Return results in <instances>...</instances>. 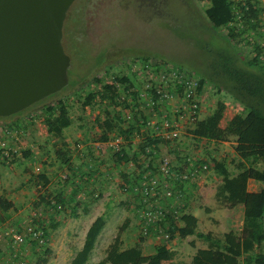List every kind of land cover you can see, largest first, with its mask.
<instances>
[{
	"label": "rangeland",
	"instance_id": "1",
	"mask_svg": "<svg viewBox=\"0 0 264 264\" xmlns=\"http://www.w3.org/2000/svg\"><path fill=\"white\" fill-rule=\"evenodd\" d=\"M80 0H75L66 13V20L72 18L76 10L83 5L81 0L80 6L76 7ZM87 5H84V32L81 43V54L78 56L75 52L67 50L66 55L70 59V65L67 69V86L59 93L51 95L39 102V105L28 107L24 111L10 116L8 118H0V140L2 138V131L5 129L16 131L18 141H15V146L18 150L12 151L9 149L10 159L6 161L0 160V173L7 176H12V188L9 189L10 195L18 196L17 182L19 175H24L27 179V186L25 194H23L24 203L19 205L14 201L13 207L6 213L0 212V233L10 231H20L25 224L34 222L41 225L47 235H55L53 247L60 248L63 241L60 235L52 234L54 228L48 218H45L46 211H53L62 213L67 208L64 203H61L60 209H55L47 205L49 199H52L51 186H47V173L50 168H55L56 171L62 170L60 163L70 152L75 149H68L60 144V141L49 137L46 134L43 125L42 105L50 106L57 101L65 102L69 117L72 121L77 122L78 125L82 122L84 128L89 132L92 138H96L97 130L95 127L94 118L97 117L96 111L104 108L114 120L124 123L120 116L114 114V107L125 110L128 105L121 101V97L111 96L112 103H100L96 98L84 109L81 107L85 95L88 93H96L100 91L102 85H109L111 76L117 74L130 75L131 84L129 90H143L144 84L134 79V72H126L125 66L127 64L135 65L136 62H146L148 60L161 63L165 66L176 68L186 73H193L197 79H202L201 95V110L199 119L205 117V114H211L218 111L221 114V121L219 125H223L233 115L242 114L243 108L240 104L233 100L219 85L217 80L209 76V64L216 60V55L230 53L229 44L224 40L226 33L225 29L212 30L204 18L203 11L208 6L206 2H197L195 0H86ZM246 0H232L235 4L242 3ZM258 3L262 9L260 14V28L246 35H242L238 40L237 49L239 56L243 59H249L252 56L251 46L257 44L262 48V56L264 57V0H250ZM67 43L70 42L65 39ZM75 44V43H74ZM73 46V45H72ZM64 51V50H63ZM114 66V68L112 67ZM114 72H110L111 69ZM129 77V76H128ZM129 77V78H130ZM97 79L100 87H90L92 80ZM90 83V84H89ZM89 84V86H87ZM119 92L122 93L121 90ZM135 102V96L132 94ZM47 99V100H46ZM131 103H133L131 101ZM143 105V104H142ZM141 106V105H140ZM90 114L86 116V112ZM204 112V113H203ZM90 119L88 125L84 120ZM77 125V124H76ZM193 126H186L184 129V138L188 140L182 142V150L177 153V158L181 159V155L189 151L200 150L199 153L207 157L211 155L212 165L221 163L227 170L230 176L239 174L241 180V188L243 190H253L254 184L249 182L246 177L247 164L242 166L235 156L230 153V147L227 148L226 153H222V149L216 148L208 150L206 148L207 141L194 140L190 138V129ZM65 134V132L63 131ZM233 142L232 140H228ZM9 145L13 143L12 140H5ZM53 142V143H52ZM179 143V142H177ZM71 144H68V147ZM175 145V143H174ZM177 145V144H176ZM73 146V145H72ZM149 146L143 144V148ZM184 147V148H183ZM56 148V149H55ZM57 150L65 153L64 159L60 163L56 160L55 153ZM206 152L204 153V151ZM167 152V151H166ZM172 152V151H171ZM170 152V154H171ZM211 152V154L209 153ZM54 153V158H50ZM144 153V152H143ZM179 154V156H178ZM19 155V157L17 156ZM209 157V156H208ZM156 156L151 159L131 161L133 168H144L152 161L156 160ZM256 169H261L260 164L253 165ZM38 167V175L34 172V168ZM52 169V171H55ZM19 173V174H17ZM16 174V176H14ZM61 174L52 172L53 188L57 185L55 177ZM202 190H198L196 186L193 188V196L188 201L187 213H191L196 219L195 233L211 234L214 236H221L224 233L232 232L239 235L241 229L242 207L235 206L231 209L223 205H218L214 200V192L220 183V178L209 169L208 173L202 179ZM47 187V188H45ZM192 191V189H191ZM4 191H0V197L4 198ZM100 197V196H99ZM13 199V198H12ZM6 200V199H5ZM97 200V197L94 198ZM117 201V200H116ZM120 203H124L120 200ZM114 205V206H113ZM110 205L109 208L104 209L103 214L108 219L107 224L104 225L100 244L95 249V257L97 251H100V245L108 235H117L115 237L126 238L128 235H138L137 227L129 226L131 219L130 212H133L134 219L136 214L133 209H128L126 206ZM24 207V208H23ZM70 208V206H68ZM22 208L24 210H22ZM20 210V212H19ZM130 211V212H129ZM38 213L37 219L32 220L31 213ZM129 216V217H128ZM264 226V221H262ZM84 226V225H83ZM79 226L77 232L68 231V235H74L75 238L81 235ZM119 235V237H118ZM113 240V239H112ZM111 240V242H112ZM124 239L122 240V242ZM110 242V243H111ZM175 244L172 248L176 249L174 262L178 264H188L186 262L190 255V248H193V243L197 242L198 246H206L205 242L198 240L192 236L187 242L182 241L178 237L174 240ZM0 257H4L3 244L0 242ZM127 245V243L125 244ZM191 245V247H190ZM53 247H51L53 249ZM190 247V248H189ZM47 255L46 264H56V251L50 250ZM25 264H35L39 257H42V251H35L32 246L26 245ZM264 252V246H263ZM94 253V252H93ZM93 253L88 257V263L91 264L93 260ZM143 255H147L142 253ZM6 255V253H5ZM68 256L61 258L60 264H66ZM179 258V261H177ZM241 263V259L238 260ZM0 264H7V262L0 259Z\"/></svg>",
	"mask_w": 264,
	"mask_h": 264
},
{
	"label": "trees",
	"instance_id": "2",
	"mask_svg": "<svg viewBox=\"0 0 264 264\" xmlns=\"http://www.w3.org/2000/svg\"><path fill=\"white\" fill-rule=\"evenodd\" d=\"M83 1V5L80 6L81 0L76 5V7L78 5L80 7L72 18L66 20L65 17L62 28V48L65 54L69 49L71 54L74 52L78 56L81 54V39L84 32L83 9L84 5H87V1ZM195 1L208 4L203 14L212 30L221 28L226 30L224 40L229 44L230 53L215 56L216 60H213L208 67L209 76L214 77L222 89L240 104L243 113L233 115L221 128L219 126L221 114L218 111L212 112L193 125L190 135L194 140H206L214 143L232 140L235 144L233 151L236 159L241 166L243 163L248 165L246 168L247 180L259 184L260 189L256 192L244 191L241 188L239 174L230 176L223 164H213L212 171L220 178V183L214 194L217 204L228 209L235 206L242 207L239 235L227 232L217 237L211 234L195 233L196 219L190 214H184L180 217V224L172 227L170 239L178 237L183 240L188 236H195L198 240L205 242V248L197 249L189 264H239V259H241L240 264H264V226L262 223L264 217V57L262 48L257 44L251 46L252 56L249 59L241 58L237 49V45H239L237 40L242 35L260 28L259 17L263 11L258 3L250 0L235 5L232 0ZM65 39L75 44L67 43ZM154 62L156 63V61ZM112 67L114 68V66ZM113 68L111 72H114ZM121 76L117 74L111 76L110 84L102 85V88L97 79H93L92 83L95 87H100L101 90L85 95L86 98L81 107H87L94 98L100 103L111 104L113 99L111 96L117 98L121 94L126 95L132 80L130 75ZM202 82L203 80L199 79L200 85L203 84ZM119 86L123 87L122 93L119 92ZM42 102L35 103L30 107ZM65 104V102L57 101L50 106L42 105L41 108L46 134L56 141L61 140L62 130L71 124ZM105 114H108L106 110ZM134 119L136 122L146 118L139 114ZM111 127L110 121L103 123L105 131L110 130ZM55 157L60 163V160L64 159L65 153L57 150ZM66 163L67 160L64 159V162L60 164ZM257 164L262 166L260 170L253 166ZM57 199L56 197L52 198L58 205L63 203L59 196ZM12 207L11 202L0 197L1 213L8 212ZM104 223L103 217H97L90 224L80 250L74 254L68 264H86ZM51 228H54V225ZM43 234L47 237L44 228ZM46 246L44 245L38 250H35V245L32 246L35 251L43 250L42 257H39L35 264L47 263V255L50 251L46 249ZM173 259L174 252L163 246L155 247L149 255L141 253L139 243L131 248L121 249L119 239L115 237L105 249L104 257L96 264H178Z\"/></svg>",
	"mask_w": 264,
	"mask_h": 264
},
{
	"label": "crops",
	"instance_id": "3",
	"mask_svg": "<svg viewBox=\"0 0 264 264\" xmlns=\"http://www.w3.org/2000/svg\"><path fill=\"white\" fill-rule=\"evenodd\" d=\"M172 107L173 102H170L169 105L160 108L157 113H150L147 109H144L143 111L142 109H139L137 113L131 112V119L125 123H120V121L114 120L113 117L105 114L104 108L97 110L95 113L97 114V117H95L93 120H98L97 122L95 121V124L98 125L97 127H95L98 133L97 135H95V139L90 137V135L88 134L89 132H87V130L84 128L82 122L78 125V123L72 121V119L71 124L67 128L62 130V138L60 144L63 147L68 148L69 150L72 148L75 150L74 152H70L65 158L67 160V163L64 164V167H61L62 170L56 171L55 168H50V172L46 175L48 176L46 177L47 180H49L47 186L52 187L51 193L56 197V200H58L57 197L59 196V199L63 201L67 208L62 213H56L50 210L46 211L45 213V218H48L46 222L50 220L54 225V232L52 234H56L58 236L60 235V239L63 241V244H61L60 248L56 250V248L53 247L52 242L56 236L50 235V237L47 239V245L48 247H50V250H55L57 253L55 261L58 263L56 264H60L61 258H63V256L69 257L66 264L70 262L74 254L80 250L88 227L97 217H103L105 221L104 225L107 224L108 219L103 214L104 209L102 208H109L110 205H113L115 203L118 206H126L128 207V209H131L133 207L134 197H132V194L129 191H127L126 193H122L120 189L123 186H127L130 181L136 180L137 176H140L138 175L139 173L136 169L128 167L127 164L129 163V161H135L137 163V160H140L141 163H143L145 159L147 160L152 158V156L150 155L143 156L142 151H144V143L153 142L157 148V159L152 161V163L149 164V167L147 166L148 170H150L151 172H154L156 170L162 158H167L173 164L175 162H182L187 156L193 157L197 160L205 161L212 171L213 165L211 162V158L213 157H211V155H208L209 157L201 155L199 153L200 150H196L193 152L189 151V153L186 152L185 154L181 155V159H175L178 151L182 150V142L184 143L188 140L187 138H184V129H186L185 127H178L176 131L177 136L174 138L175 140L170 139L169 141H164L168 144L163 143V141L159 137V134L161 133L156 132L151 126L145 127L142 131L144 132L143 134L139 136L136 135L138 128L136 126L137 122L135 123V116H139V114H141L145 116L146 119L151 120V124L158 123L159 126L161 116H164V114H169ZM113 111L116 116L124 114V111H121V109L117 107H114ZM202 111L203 109L201 110V113ZM89 114L90 112L87 111L86 116ZM89 121L90 119L86 121L84 120V122H87V124L90 126L92 124H90ZM109 121L112 127L110 130L105 131L103 129V123ZM226 123L227 120L223 125L219 126L223 128ZM63 131L65 132V134L63 133ZM116 137H120L123 141L120 154H114L113 150L110 147L111 143H113V140ZM189 137L192 138L191 135ZM68 144L71 145H69L68 147ZM206 145V148L208 150H212L214 152L213 149L219 148L222 149V153H226V149H229L228 146H232V148L230 147L229 150L231 155L235 156L233 151V147L235 146L234 142L229 141L214 143L207 141ZM8 148L12 151L18 150L15 146L13 147V143H10L8 145ZM205 152L206 150L204 151V153ZM209 153L211 154V152ZM17 156L19 157V155ZM52 157L54 158V153L50 158ZM52 169H54L55 171H52ZM140 171L145 173V169H140ZM52 172L61 173L55 177L56 181L54 183L57 185L55 188H53V180L52 177H50L52 176ZM14 176H16V174H14ZM12 181V176L5 177L4 175H2V173H0V191H4V198L7 201L11 202L12 205L14 204V201H16L19 205H22L24 203L23 194L26 193L25 190L27 189V179L24 177V175H19L17 182L18 196L10 195L9 193V189L13 186ZM201 182L191 185L190 191L191 189L192 191L190 192V197L193 196V188L195 186L197 188V191L199 189L203 191V183ZM252 183L254 184L253 190L249 191L247 189L244 191L256 192L260 189L259 184H256L254 182ZM96 197L97 200L95 201L94 198ZM121 199L124 203H120ZM68 206H70V208ZM23 208L22 210H24ZM187 210L188 205L186 206L185 214L192 215L191 213H187ZM130 216L131 217H128L131 219V221L128 225L135 226L136 224L133 212H130ZM262 221H264V217ZM79 226H82V229L80 230L81 235H78V237L76 238L74 235H68V231L74 230V232H77L79 230ZM102 231L103 230H101L99 235H101ZM99 235L97 236L93 249L89 255L90 257L91 253L94 252L91 264H96L104 257L105 249L110 244L111 240L114 239L115 236H117L108 235V241L106 242V239H104V241L99 246L101 248L100 251L96 252L98 257H95V249L97 245L100 244V240L102 238V236ZM190 237L192 236H188L182 241L187 242ZM175 238L176 237H173L169 242H166L159 237H151L142 240L138 238V235H128L126 238L122 237L121 235L118 239L121 244V249L131 248L135 244L139 243L141 253L149 255L153 252L155 247L163 246L166 249L173 251L175 258V255L177 256V254L175 253L176 249L172 248L175 244ZM123 239L124 241L122 242ZM126 243L127 245H125ZM199 244L200 247L198 246L197 242H194L192 244L193 248H190V245V255L186 260L188 264L192 255L197 249L205 248L204 245H201V243ZM51 247H53V249ZM0 259L5 261L4 257H0ZM88 261L89 260H87L86 264L88 263ZM177 261H179V258H177Z\"/></svg>",
	"mask_w": 264,
	"mask_h": 264
},
{
	"label": "built area",
	"instance_id": "4",
	"mask_svg": "<svg viewBox=\"0 0 264 264\" xmlns=\"http://www.w3.org/2000/svg\"><path fill=\"white\" fill-rule=\"evenodd\" d=\"M125 68L126 72H134V79L142 82L144 88L134 92L128 90L126 95H119L121 101L128 105L123 110L124 114H121L124 123L131 119V112L137 113L139 109L142 111L147 109L150 113H157L160 108L173 102L169 114L161 116L159 126L158 123L151 124V120L148 119L136 121L137 136L144 133L142 131L145 127L151 126L156 132L161 133L159 137L163 143H166L164 141L175 140L179 126L190 127L199 120L202 108L200 91L203 87L193 73L182 72L179 69L150 60L143 63L136 62L135 65L127 64ZM90 87H95V85L92 84ZM118 88L122 91L123 87L119 86ZM131 94H134L135 102ZM16 135V131L8 129L2 131L1 161L10 159L9 148L5 140H12L16 145L18 142L15 144V141H18L19 138ZM122 144L123 141L120 137L114 138L110 145L114 154H120ZM146 144L150 145V148L149 146L143 148V156L150 155L153 158L156 156L157 148L153 142ZM149 164L148 161L147 165ZM127 165L129 168H133L131 161ZM140 169H145V173ZM209 169L205 161L190 156L185 157L180 163L173 164L167 158H162L154 172L148 170L147 166L136 169L140 176H137L136 180L130 181L127 186H123L120 191L122 193L129 191L134 197L131 209L136 214L135 224L138 229V238L144 240L159 237L163 241L169 242L172 227L178 226L180 217L185 214L186 206L191 198L189 196L191 185L201 182ZM38 171V167L34 168L37 175ZM49 206L58 210L61 208L52 199H49ZM37 215L39 214L36 212L31 213L32 220H36ZM0 242L3 244V252L6 253V255L4 253V259L7 264H25L24 248L26 245H35V250H38L47 245V237L43 234L41 225L30 222L21 227L20 231L1 232Z\"/></svg>",
	"mask_w": 264,
	"mask_h": 264
},
{
	"label": "water",
	"instance_id": "5",
	"mask_svg": "<svg viewBox=\"0 0 264 264\" xmlns=\"http://www.w3.org/2000/svg\"><path fill=\"white\" fill-rule=\"evenodd\" d=\"M74 1L0 0V118L67 86L62 28Z\"/></svg>",
	"mask_w": 264,
	"mask_h": 264
}]
</instances>
